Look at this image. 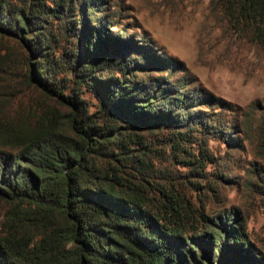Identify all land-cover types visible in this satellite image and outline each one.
Segmentation results:
<instances>
[{
  "label": "trees",
  "instance_id": "1",
  "mask_svg": "<svg viewBox=\"0 0 264 264\" xmlns=\"http://www.w3.org/2000/svg\"><path fill=\"white\" fill-rule=\"evenodd\" d=\"M102 4L0 0V264H264L240 211L198 198L213 157L193 134L228 137L190 109L206 96L159 78L169 60L111 32ZM206 8L264 49V0Z\"/></svg>",
  "mask_w": 264,
  "mask_h": 264
},
{
  "label": "rangeland",
  "instance_id": "2",
  "mask_svg": "<svg viewBox=\"0 0 264 264\" xmlns=\"http://www.w3.org/2000/svg\"><path fill=\"white\" fill-rule=\"evenodd\" d=\"M103 3L95 11L109 22L111 32L133 35L131 42L144 44L156 53L155 60H169L155 70L159 78L175 79L180 86L196 90L195 95L206 96L190 109L201 111L198 116L204 123L228 132V137L215 132L204 135L201 125L193 134L204 140L213 157L203 162L198 198L209 211L238 209L250 241L264 252V141L258 132L264 107V49L227 36L209 15L207 0ZM123 28L125 32L119 31ZM229 137L237 144H230ZM188 150L198 153L197 143ZM174 167L182 173L190 169ZM248 177L255 178L257 185H251Z\"/></svg>",
  "mask_w": 264,
  "mask_h": 264
}]
</instances>
